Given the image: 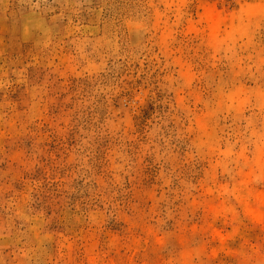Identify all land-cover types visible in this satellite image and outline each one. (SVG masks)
<instances>
[{"label":"rangeland","instance_id":"374dc122","mask_svg":"<svg viewBox=\"0 0 264 264\" xmlns=\"http://www.w3.org/2000/svg\"><path fill=\"white\" fill-rule=\"evenodd\" d=\"M0 264H264V0H0Z\"/></svg>","mask_w":264,"mask_h":264},{"label":"bare ground","instance_id":"6f19581e","mask_svg":"<svg viewBox=\"0 0 264 264\" xmlns=\"http://www.w3.org/2000/svg\"><path fill=\"white\" fill-rule=\"evenodd\" d=\"M216 17H214V16H211V17H209V19H208V23H209V25H210V27H212V28H215V27H217L218 25H216V24H218L217 22H218V19L216 18ZM217 28H215V30H216ZM260 195V194H259ZM259 197V196H258ZM260 197H261V195H260ZM261 199V198H260ZM255 207V206H254ZM251 211H252V208H251ZM253 212V211H252ZM255 212H257V209H256V211ZM255 212H253V213H255ZM262 213H260V215H261Z\"/></svg>","mask_w":264,"mask_h":264}]
</instances>
